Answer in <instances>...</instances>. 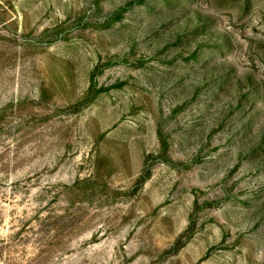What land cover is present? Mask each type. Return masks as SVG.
I'll return each instance as SVG.
<instances>
[{
  "label": "rangeland",
  "instance_id": "obj_1",
  "mask_svg": "<svg viewBox=\"0 0 264 264\" xmlns=\"http://www.w3.org/2000/svg\"><path fill=\"white\" fill-rule=\"evenodd\" d=\"M138 1L0 0V264H264V0Z\"/></svg>",
  "mask_w": 264,
  "mask_h": 264
},
{
  "label": "trees",
  "instance_id": "obj_2",
  "mask_svg": "<svg viewBox=\"0 0 264 264\" xmlns=\"http://www.w3.org/2000/svg\"><path fill=\"white\" fill-rule=\"evenodd\" d=\"M138 2H139V3H142V2H144V1H143V0H139ZM133 5H134V4H129V5H128L124 10H122V11L127 10L128 8L132 7ZM87 100H88V99H86V102H87ZM150 176H151V174H150V170H149L148 168H146L145 173H144V175L142 176L140 182H142V184L145 183L146 180H149ZM180 242H181V240H179V241L174 245L173 249L171 250L172 252L175 253V252L178 251V249L180 248V247H178L179 244H180Z\"/></svg>",
  "mask_w": 264,
  "mask_h": 264
}]
</instances>
